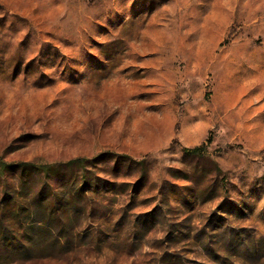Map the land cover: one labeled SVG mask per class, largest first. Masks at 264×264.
<instances>
[{"label": "rangeland", "instance_id": "1", "mask_svg": "<svg viewBox=\"0 0 264 264\" xmlns=\"http://www.w3.org/2000/svg\"><path fill=\"white\" fill-rule=\"evenodd\" d=\"M77 159L0 264H264V0H0V162Z\"/></svg>", "mask_w": 264, "mask_h": 264}, {"label": "trees", "instance_id": "2", "mask_svg": "<svg viewBox=\"0 0 264 264\" xmlns=\"http://www.w3.org/2000/svg\"><path fill=\"white\" fill-rule=\"evenodd\" d=\"M202 146H196L193 148H184V152L186 155H196L200 156L202 153ZM125 159H128L131 162L134 160L125 156ZM86 159H77L68 161L66 163L61 164H37L34 162H20V163H5L0 162V182L4 185L3 190L0 192V248L1 250L8 251L9 253H13L16 247V238L17 233L14 232V224L13 220L14 216L11 217L8 215L7 210L4 209L6 204H12L14 207L17 204V200L7 184V180L10 178H15L20 183V188L24 195L21 197L23 202L17 205L20 207L21 214H26L29 216H37L38 213L43 215L47 214V219H44L42 222L43 225H48L53 228L55 232V237L57 239H67V233H71L73 230L72 221L63 220V215L69 212L71 204L77 202L76 197L79 195L78 192L74 193V196L71 199H66V197H62L61 199L58 197V190H62L66 184L61 183L58 179L63 175L64 171L67 169L74 173V165L79 166L80 163H85ZM138 165L142 167V173L139 176L138 181L143 182V180L147 177V169L144 161L137 162ZM85 167V164H83ZM86 175L83 176L85 178ZM77 179V178H76ZM42 182V187L40 188L38 185L40 181ZM80 184V191L87 190L88 182L85 179ZM76 182V181H75ZM74 182V184H75ZM15 195V194H14ZM75 214V212H73ZM32 218V217H31ZM53 220V224H51L50 220Z\"/></svg>", "mask_w": 264, "mask_h": 264}]
</instances>
